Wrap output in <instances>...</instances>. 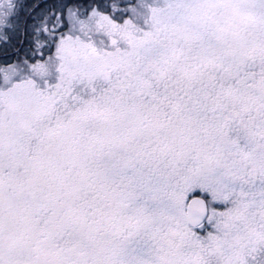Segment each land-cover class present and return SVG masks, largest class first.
Wrapping results in <instances>:
<instances>
[{
	"label": "snow or ice",
	"instance_id": "6c2138e0",
	"mask_svg": "<svg viewBox=\"0 0 264 264\" xmlns=\"http://www.w3.org/2000/svg\"><path fill=\"white\" fill-rule=\"evenodd\" d=\"M0 264H264V0H0Z\"/></svg>",
	"mask_w": 264,
	"mask_h": 264
}]
</instances>
